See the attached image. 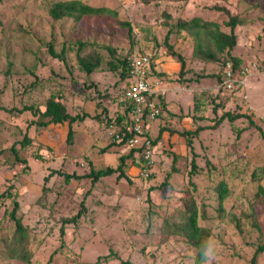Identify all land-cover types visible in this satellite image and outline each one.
Segmentation results:
<instances>
[{"label":"rangeland","instance_id":"obj_1","mask_svg":"<svg viewBox=\"0 0 264 264\" xmlns=\"http://www.w3.org/2000/svg\"><path fill=\"white\" fill-rule=\"evenodd\" d=\"M82 1L109 8L116 15L53 20L44 0H0V105H33L41 111L46 98L54 94L61 95L72 116H79L71 124L72 142L67 143V121L39 127L34 124L39 119L37 113L0 109V149L4 150L0 155V193L10 186L15 194L20 206L17 215L30 230L27 247L32 253L28 263L7 258L0 243V264H202L195 262L196 250L184 237L168 231L167 222L182 217L186 202L195 204L198 223L210 229L208 241L217 249L215 264H249L258 245L264 244V191H260L264 190V0ZM214 4L242 18L236 27L237 43L231 55L240 58L235 77L244 79L247 86L235 88L236 97L222 91V107L213 112L211 100L221 85L211 75L218 73L221 66L193 54L195 41L188 31H173L169 42L182 54L188 69L181 75L179 61L168 53L163 40L168 25L192 17L212 20L228 31V15L212 9ZM127 21L132 33L124 26ZM23 30L26 35H22ZM52 41L56 52L64 43L68 49L65 60L48 53L47 44ZM77 41L92 44L86 52L93 50L104 60L110 58L107 47L114 49L116 56H125L136 48L153 58L160 76L152 74V79L161 82L163 91H158L159 96L176 117L162 110L150 123L149 132L154 137L161 127L167 130L157 141L154 169L148 177L139 175L130 159L126 164L132 168L128 173L135 178L132 184L115 174L100 178L92 186L88 178L82 177L64 184L60 175L51 174L53 169H59L83 175L88 172V162L95 169L114 168L119 156L127 152L116 146L101 151L109 143L108 123L97 117L103 108L111 119L122 112L121 93L127 83L106 64L89 75L79 69L74 49ZM4 52L11 55L14 66L10 76L5 74L8 58ZM32 67L39 84L25 93L24 89L35 80L28 71ZM232 97L241 104L240 112L248 114L253 123L250 125L245 117L244 121L234 122L237 128H245L238 137L236 127L228 120L217 125L223 112L234 109L233 101H229ZM194 98L206 104L197 113L204 117L196 122L189 115L194 112ZM183 113L188 117H178ZM197 126H202L193 137L198 170L191 174V154L185 137H177L169 130L179 133L193 131ZM25 133L31 143L21 147L18 142ZM167 134L174 135L171 143ZM12 144H16L27 164L14 160L8 149ZM173 153L178 156L175 162ZM219 180H224L229 189L221 210L214 189ZM83 198L84 215L76 226L67 223L61 233V220L74 215ZM11 207V198L0 200V237L13 230ZM251 210L259 229L242 215L235 217ZM203 213L206 218L201 217ZM236 219L240 227H236ZM110 251L113 253L106 259ZM255 264H264L263 254L258 253Z\"/></svg>","mask_w":264,"mask_h":264},{"label":"trees","instance_id":"obj_2","mask_svg":"<svg viewBox=\"0 0 264 264\" xmlns=\"http://www.w3.org/2000/svg\"><path fill=\"white\" fill-rule=\"evenodd\" d=\"M175 2H187L188 0H171ZM217 3L219 1H226V0H214ZM44 3L46 4V10L47 13L50 15V17L53 20H60L64 17H74L76 21L80 20L82 16H89V15H102V14H113L116 15L115 11L110 10L109 8L106 7H96L89 5L88 3L82 1V0H44ZM212 9H215L217 11H223L228 15V20L225 22L226 26H228L229 30L224 31L221 29L218 23L212 21V20H206L202 19L199 17H192L189 20H178L174 25H168V30L166 32L165 38L163 40L164 45L167 47L168 53L176 58L179 63H180V73L183 75L188 69H185V59L183 58L182 54L177 52L174 49L173 43L169 42V37L170 35L174 32H179V34L182 33V31H188L189 34H191L194 38V45H193V54H195L199 59H202L203 61H208L212 63L219 64L221 66V72L219 71L216 74H212L211 77H215L217 82L221 85L220 89L216 94L213 95L215 99L211 100L212 104V111H216L219 106L222 107L221 102V95L220 93L222 91H226L227 95H232L234 96L237 92L236 89L234 88H229L227 89L226 87V81L228 79H233L236 75L235 72H238L240 69L239 63H240V58L235 57L231 55V50L234 48V46L237 43V33H236V27L241 23L242 18L240 14H230L227 8L224 6H221V4H214L212 6ZM124 26H126L129 30V33H132V29L130 26L129 21L124 22ZM24 31V30H23ZM22 35H26L25 31L22 32ZM76 48L72 46V49L74 48L76 51V63L77 67L81 70H83L87 75L92 73L96 68L101 67L102 64H106L108 69L111 71H117L120 79L124 81L125 83L128 84V78H129V61H128V55L126 54L125 56H116L115 50L107 47L109 51V57L107 60H104L103 57L98 54L97 52L90 50L86 52V48L92 49L93 45L91 44L88 46V44L77 41L75 42ZM48 47V53L56 59H59L61 61L65 60V52L68 51L67 48H65V45L63 43L61 49L59 52H56L54 50V44L53 41L47 44ZM71 49V48H69ZM8 51V50H7ZM140 51V50H139ZM141 53H144L140 51ZM227 54V57L229 60H226L227 57H221L220 55L223 53ZM6 54L8 61L6 65V71L5 74L10 76V73L13 71V63L9 59L11 56L8 52H4ZM153 58L151 57V61ZM105 61V62H104ZM230 63L231 66L229 67L231 76H227L225 68V64ZM152 65V64H151ZM153 66V65H152ZM225 69V70H224ZM31 74H34L35 80L31 82L23 92H29L32 89H35L37 85L39 84V78L35 74V67H32L31 69L28 70ZM152 72L156 77L160 76V73L156 68L152 69ZM189 80V79H188ZM233 81V80H232ZM126 84V86H127ZM232 85L234 86V82H232ZM125 86V87H126ZM247 86V82L245 84ZM125 87L123 86V90L121 93V96L124 92ZM242 87V86H241ZM242 89V88H240ZM234 93V94H233ZM61 96V95H60ZM59 95H54L50 94L49 97L46 98L45 104L43 106V109L40 111L38 110L39 108L33 106V105H23L21 108H5L0 105V109H4L7 111H13L16 109L18 112H23V111H32L33 113H37L39 116V119L34 121V124L40 126H47L48 124H59L63 123L64 121H67L69 126L66 134V142L71 143L72 142V137H73V129L71 124L75 122L79 116H72L69 112L68 109L66 108L65 103L61 101V97ZM197 97V96H196ZM236 97V96H234ZM160 98V99H159ZM246 96L243 98L245 99ZM220 101V102H219ZM233 101V106L234 109L232 111H225L222 113V115L219 117V121H217V125H220L224 120H228L231 124H233L236 121H244L242 118H246L247 121H249V115L240 112L241 109V104L238 101H235L234 98L232 97L231 100ZM124 104V108L120 114H117L116 121L118 124H121V122L128 118L129 112H130V106L125 102H122ZM232 103V102H231ZM161 111L166 110V112H169L166 102L161 98V96L158 97V104H157ZM205 103H202L197 101L196 98H194L193 101V111L191 114H189L193 120V122H196L197 119H202L204 116H199L197 113L205 108ZM169 114L173 117H176L174 113L169 112ZM188 114L183 113L179 114L178 117H188ZM98 119L105 118L107 123L111 122V118L107 115L106 110L103 108L102 114L97 115ZM250 125H253L251 121ZM108 125V124H107ZM106 125V126H107ZM216 125V126H217ZM233 127H236L235 124H233ZM146 129V134H148L153 146L157 144V141L161 138L163 130H167L163 127L160 128L158 134L156 137L152 136L149 132V124L145 126ZM202 129V126H197L193 131L192 130H182L181 132L178 133L176 130H169V133H177L180 136L185 137V146L188 149V151L191 154L190 157V163H191V168H190V173H196L198 170L197 163L195 161L197 153L194 150L193 146V137L197 136L198 132ZM237 129V135L236 137L239 136V132L243 131L245 128L242 126L240 129ZM129 135H126L124 137V141L122 142H114L113 140L109 139V143L107 146L104 148H101V151H105L111 146H116L117 148L119 147H124V142L127 140ZM173 136V135H172ZM262 137L264 138V132H262ZM21 147H25L31 143V140L29 137H27V134L25 133L23 135V138L18 142ZM16 144H12L8 149L13 153L14 160L20 163L27 164V161L25 158H21L19 156L18 150L16 149ZM135 148H128L127 152L123 155L119 156V164L116 167H104V168H99L95 169L92 165L91 162H88L89 164V169L88 172H86L83 175H78L74 172L72 173H67L62 170H52L51 174H58L63 178V183L64 184H69L72 182V179L75 178H88L90 181V186H92L94 183H96L100 178H104L106 176H111L115 174V176L118 179H125L128 183L132 184V181L135 179L133 178L132 175H130L128 167L129 165L126 164L127 159L131 160V165L133 167H136L138 170L137 173L139 175H142L140 173V170L145 167L144 166V160L143 157L140 156L136 160L135 158ZM4 152L3 149H0V155ZM155 155V148L153 152V163L151 165V172L152 174L153 171V166H154V158ZM177 154L173 153L172 155V160L175 162L177 159ZM212 168L214 166H211ZM215 170V168H214ZM149 176V175H148ZM147 176V177H148ZM143 177V175H142ZM253 180H255V176H253ZM261 185L258 187L260 188ZM215 191L217 192V200H218V209H222V202L223 200L227 197L229 189L226 186V183L224 180H219L218 184L215 186ZM260 191L263 192L264 190ZM87 192V191H86ZM85 192V193H86ZM259 192V190H258ZM84 193V194H85ZM6 197L11 198L12 200V207L9 212V219L13 221L14 227L13 230L10 233H7L5 237H0V243L3 244L4 249L6 250L5 252V257L7 258H16L24 262H29L32 253L29 251V248L27 247L28 245V236H29V228L23 223L21 217L17 215V211L19 209V202L15 199V194L11 192L10 186H8L3 192L0 193V200L1 199H6ZM84 200L83 198L82 201H80L79 209L78 211L72 215L71 217H66L61 220V233H63V229L65 228V225L68 224H77L79 219L84 215V212L86 211L85 206H84ZM183 214L181 218L178 217V219H173L171 222H167V225H164L168 227V231L170 233H177L184 237L187 242L190 244L192 248L196 250L195 253V262L200 263L202 262L201 256H200V249L202 247V244L205 241H208L209 236H210V229L209 227L202 226L198 223V216H197V209L195 207V204L192 202L191 204H188L187 202L183 205V208L181 209ZM242 215L244 219L248 220L249 224L255 228H260V226L257 224V221H255V215L253 210L251 212L247 213L246 211H241L238 215L235 217H238ZM202 218H206V214L201 215ZM220 217V216H219ZM240 222L238 219H236V227H240ZM1 227V226H0ZM1 229V228H0ZM209 242V241H208ZM113 252H109L107 256L105 257L106 259L109 258L108 256L112 254ZM258 253L263 254L264 256V244L263 245H258L257 250L253 254V256L250 259L249 264H255L256 263V258L258 256ZM112 256V255H111ZM128 263V262H127ZM130 264V263H128Z\"/></svg>","mask_w":264,"mask_h":264},{"label":"built area","instance_id":"obj_3","mask_svg":"<svg viewBox=\"0 0 264 264\" xmlns=\"http://www.w3.org/2000/svg\"><path fill=\"white\" fill-rule=\"evenodd\" d=\"M127 59L129 61V78L120 101L128 104L131 109L128 118L124 119L121 124L117 123L116 118H112L106 126V133L108 138L116 143L124 141V137L129 135L123 146L125 149L135 148L136 160L140 156L143 157L145 167L140 170V173L147 177L151 172L154 146L146 134L145 126L161 114V109L157 105V97L160 94L158 91H163V89L158 79H152V69L156 67L151 61L150 54L141 53L135 48L131 50ZM230 66L227 63V76H231ZM241 72L244 71L241 70ZM232 80L226 81L228 88L235 89L245 85L244 79L238 80L234 77ZM232 82H234V86Z\"/></svg>","mask_w":264,"mask_h":264},{"label":"clouds","instance_id":"obj_4","mask_svg":"<svg viewBox=\"0 0 264 264\" xmlns=\"http://www.w3.org/2000/svg\"><path fill=\"white\" fill-rule=\"evenodd\" d=\"M217 249L213 244L205 241L200 249L202 264H215Z\"/></svg>","mask_w":264,"mask_h":264},{"label":"crops","instance_id":"obj_5","mask_svg":"<svg viewBox=\"0 0 264 264\" xmlns=\"http://www.w3.org/2000/svg\"><path fill=\"white\" fill-rule=\"evenodd\" d=\"M150 123H151V122H150ZM149 127H150V124H149ZM167 133H168V132H167ZM168 134H169V133H168ZM168 134H167V136H168V139H167V140H169V142L171 143V142H172L171 140L173 139V136H174V135H173V136H170V135H168ZM176 136H177V137H181V136H179L178 134H176ZM154 148H155V151H156L157 148H158L157 144L154 146ZM119 149H123V150H124L125 148H124V147H119ZM125 150L127 151V149H125ZM134 168H135V170H137L136 167H134ZM129 171H132V168H130Z\"/></svg>","mask_w":264,"mask_h":264}]
</instances>
